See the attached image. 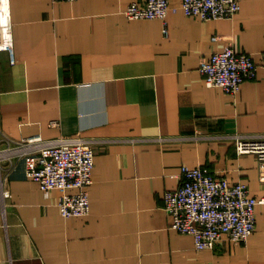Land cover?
<instances>
[{
    "label": "crops",
    "instance_id": "0c3cea01",
    "mask_svg": "<svg viewBox=\"0 0 264 264\" xmlns=\"http://www.w3.org/2000/svg\"><path fill=\"white\" fill-rule=\"evenodd\" d=\"M132 1L11 0L15 61L0 50V146L77 135L95 148V168L90 212L64 217L60 191L46 195L24 157L2 161L0 264H264V203L246 242L197 250L192 234L171 228L164 196L184 164L264 196L255 154H238L233 139L264 136V74L232 96L199 70L230 42L264 62V0H241L235 16L218 19L171 0L167 34L159 18H128Z\"/></svg>",
    "mask_w": 264,
    "mask_h": 264
},
{
    "label": "built area",
    "instance_id": "2783aa9c",
    "mask_svg": "<svg viewBox=\"0 0 264 264\" xmlns=\"http://www.w3.org/2000/svg\"><path fill=\"white\" fill-rule=\"evenodd\" d=\"M170 3L171 0H134L126 15L130 19L159 18L167 34ZM180 8L187 15L218 19L233 17L242 7L241 0H181ZM10 9L11 0H0V50H9L15 61ZM199 70L208 85L237 96L244 81L258 78L260 72L264 74V62L238 51L230 42L203 58ZM52 124L58 122L54 120ZM233 139L238 154H255L264 182V136L236 134ZM17 156L25 158L28 177L37 181L46 195L52 190L60 191L57 199L62 216H87L95 168V148L90 140L77 135L47 139L39 133L8 141L7 146H0V170L3 160L12 162ZM179 176L180 185L164 193L165 208L171 216V228L192 234L197 250L214 249L225 238L235 244L246 242L254 233L256 207L264 203V196L252 194L246 181H231L206 166L189 164L182 166Z\"/></svg>",
    "mask_w": 264,
    "mask_h": 264
}]
</instances>
